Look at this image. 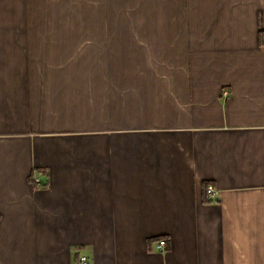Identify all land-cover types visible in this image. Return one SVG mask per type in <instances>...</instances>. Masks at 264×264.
I'll return each mask as SVG.
<instances>
[{
  "label": "crops",
  "instance_id": "1",
  "mask_svg": "<svg viewBox=\"0 0 264 264\" xmlns=\"http://www.w3.org/2000/svg\"><path fill=\"white\" fill-rule=\"evenodd\" d=\"M263 30L264 0H0V264H264Z\"/></svg>",
  "mask_w": 264,
  "mask_h": 264
},
{
  "label": "built area",
  "instance_id": "2",
  "mask_svg": "<svg viewBox=\"0 0 264 264\" xmlns=\"http://www.w3.org/2000/svg\"><path fill=\"white\" fill-rule=\"evenodd\" d=\"M259 40H260V43L264 46V30L260 32ZM223 93L227 94V90H224ZM31 177H32L33 182H35L37 184L39 183L40 178L38 175H33ZM205 193H206V196L209 198L214 197L217 194V188L212 183H207L205 185ZM157 246L161 247V248L164 247L165 246V240L163 238L159 239L157 242ZM80 262L82 264H86L87 263L86 256H82L80 259Z\"/></svg>",
  "mask_w": 264,
  "mask_h": 264
},
{
  "label": "trees",
  "instance_id": "3",
  "mask_svg": "<svg viewBox=\"0 0 264 264\" xmlns=\"http://www.w3.org/2000/svg\"><path fill=\"white\" fill-rule=\"evenodd\" d=\"M157 238H159V236H157Z\"/></svg>",
  "mask_w": 264,
  "mask_h": 264
}]
</instances>
